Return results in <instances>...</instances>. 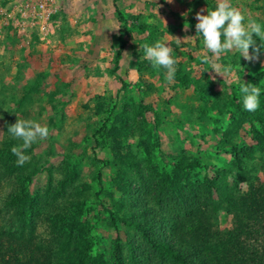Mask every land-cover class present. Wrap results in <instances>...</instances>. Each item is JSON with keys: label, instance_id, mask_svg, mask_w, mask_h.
Listing matches in <instances>:
<instances>
[{"label": "rangeland", "instance_id": "1", "mask_svg": "<svg viewBox=\"0 0 264 264\" xmlns=\"http://www.w3.org/2000/svg\"><path fill=\"white\" fill-rule=\"evenodd\" d=\"M230 2L245 15V24L251 19L264 26V0ZM117 4L122 22L114 0H57L45 28L21 11L3 19L0 232L32 243L49 256V264H94L99 253L109 264L116 235L102 204L110 208L124 197L114 185L122 178L118 170L162 215L185 219L195 206L222 231H233L236 218L223 209L218 195L206 192L204 170L190 167L181 173L174 162L198 159L211 175L228 170L229 182L236 183L241 173L232 154L239 148L253 157L254 174L264 181V127L232 105L233 92L242 83L257 85L259 107L245 111L251 118H264V47L252 62L236 50L212 57L196 32V13L204 10L206 15L217 0ZM124 22L129 27L125 33ZM253 39L261 45L255 34ZM158 40L173 49L177 61L171 82L166 70L153 69L140 50ZM204 54L222 66L231 64L232 73L223 77L212 71L201 62ZM17 119L49 128L46 139L26 150L30 160L23 166L11 152L22 141L7 132ZM106 123L107 131L99 134ZM116 153L124 160L118 161ZM245 190L246 183L239 182L237 191ZM16 196L20 201L11 204ZM120 228L122 246L130 254L135 232ZM153 256L155 260L149 263L147 255L143 262L157 264Z\"/></svg>", "mask_w": 264, "mask_h": 264}, {"label": "trees", "instance_id": "2", "mask_svg": "<svg viewBox=\"0 0 264 264\" xmlns=\"http://www.w3.org/2000/svg\"><path fill=\"white\" fill-rule=\"evenodd\" d=\"M118 1L114 0V4L122 22L124 16L119 12ZM121 28L124 33L129 31L125 22ZM124 36L122 33L120 37ZM126 45L124 42L117 55L118 66ZM232 98V105L243 117L256 120L264 127L263 117L255 115L251 118L245 111L239 91L233 92ZM106 128L107 123L98 133L106 132ZM232 155L234 166L241 173L239 182L246 183V190L240 193L237 191L239 182H229L228 170L218 169L211 175L210 169L195 158L177 160L173 166L181 173L188 171L190 167L204 170L206 192L212 197L218 195L223 209L236 218V228L233 231L215 229L207 221V216L195 206H192L185 219L181 216L162 215L150 206L149 200L134 191L130 183L124 181L123 171L118 170V177L120 175L122 178L115 180L114 185L121 190L125 199L123 197L110 208L102 204L105 212L109 214V225L114 228L116 235L109 264H145L143 257L147 255L150 257L149 263L155 260L152 256H156L157 264H264V181L254 174L256 165L248 152L236 148ZM115 158L118 161L124 160L119 153L115 154ZM98 179L101 181L100 173ZM108 196L112 199L114 197L109 193ZM20 199V196L14 197L11 204L19 202ZM128 206L130 210L127 209ZM152 215L154 218H151ZM121 225L128 232H135L129 240L130 254H126L121 243ZM136 239L142 244L141 247L135 246ZM0 264H49V256L32 243L17 239L12 233L2 230ZM94 264H105V257L97 254Z\"/></svg>", "mask_w": 264, "mask_h": 264}, {"label": "clouds", "instance_id": "3", "mask_svg": "<svg viewBox=\"0 0 264 264\" xmlns=\"http://www.w3.org/2000/svg\"><path fill=\"white\" fill-rule=\"evenodd\" d=\"M169 3L172 0H168ZM204 10L196 13L195 25L196 32L203 37L204 48L212 53V57H220L229 51L236 50L240 57L252 62L259 58L260 49L264 47V26L254 20L249 19L245 24V15L236 7L232 6L230 0H217L214 10ZM152 21H149L151 23ZM188 25H185L187 29ZM253 34L259 37L262 42L256 46ZM176 42H181L176 38ZM252 48L250 53L249 49ZM140 50L144 53V58L151 62L153 69L159 71L161 68L166 70L165 79L171 82L176 72L177 61L172 57L173 49L165 42L158 40L154 44L140 45ZM204 54L201 56L203 64H209L211 70L224 77L233 71L232 65L222 66L215 63L213 58ZM239 93L243 99L245 110L254 112L259 107V97L261 89L257 85L242 83ZM259 128V124H257ZM7 132L15 139L22 141V144L13 146L11 152L17 157V165L23 166L30 160L26 155L33 143L38 139H46L49 135V128L31 119H17L16 122L8 126Z\"/></svg>", "mask_w": 264, "mask_h": 264}, {"label": "built area", "instance_id": "4", "mask_svg": "<svg viewBox=\"0 0 264 264\" xmlns=\"http://www.w3.org/2000/svg\"><path fill=\"white\" fill-rule=\"evenodd\" d=\"M17 3L18 0H0V38L2 36L3 19L16 13L13 11H21L23 16L32 17L42 28L49 24L57 11V0H23L20 7Z\"/></svg>", "mask_w": 264, "mask_h": 264}]
</instances>
